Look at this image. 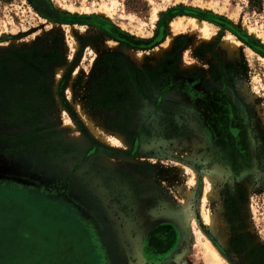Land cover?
I'll use <instances>...</instances> for the list:
<instances>
[{
  "label": "rangeland",
  "instance_id": "obj_1",
  "mask_svg": "<svg viewBox=\"0 0 264 264\" xmlns=\"http://www.w3.org/2000/svg\"><path fill=\"white\" fill-rule=\"evenodd\" d=\"M191 18L208 23L215 40L190 35ZM181 20L187 31L158 58ZM251 30L264 38V0H0V264H209L196 229L222 264L258 263L264 42ZM229 35L241 43L234 59L220 48ZM113 52L116 69L143 74L129 73L142 79L130 112L97 110L89 100L109 71L103 55ZM46 56L55 61L42 69ZM66 63L58 81L55 69ZM213 172L216 194L203 204ZM192 190L196 227L184 206ZM53 194L91 217L100 242L45 198ZM204 206L225 221L216 234Z\"/></svg>",
  "mask_w": 264,
  "mask_h": 264
},
{
  "label": "bare ground",
  "instance_id": "obj_2",
  "mask_svg": "<svg viewBox=\"0 0 264 264\" xmlns=\"http://www.w3.org/2000/svg\"><path fill=\"white\" fill-rule=\"evenodd\" d=\"M75 9L71 8V11H74ZM157 15L158 11L154 12V16H153V21L155 22L157 20ZM188 26L191 27V30L188 31L190 35H195L197 32L201 33V41H206V42H213L214 39V33L212 31V28H210V25L206 22H200L198 19L195 18H191L188 23ZM188 28V27H187ZM187 28L184 27V22L183 20H181L180 22H173L170 25V31H169V35L166 39V43L157 48L156 51V56L159 58L162 55L163 51H169L172 49V45L174 40L182 35L183 33H185L187 31ZM252 31V35H254L258 40H260L261 42H264V38L256 33H254V30ZM76 38V37H75ZM77 42V41H76ZM240 42H238L237 40H235V38L233 37V35H229L227 36L221 43H220V48L222 50H224L228 55L230 59H234L238 57V52H239V47H240ZM112 47L113 48H117L119 47L117 44L112 43ZM77 50V49H76ZM75 51V49L73 50ZM128 55L138 64H142L144 62V54L143 53H139V52H134V51H130L128 52ZM69 57V56H68ZM72 60V57H70L68 59V63ZM67 67V63L64 66H58L56 67V73H57V80L60 81L63 77V74L65 72V69ZM76 76V75H75ZM72 81V80H71ZM72 94V93H71ZM59 100V99H58ZM83 111V110H82ZM64 114H66V111H64ZM82 114V113H81ZM82 118L88 123V125L91 127H94L93 125V119L91 117H89V119L87 120V118L82 114ZM91 118V119H90ZM68 122V121H67ZM70 122V121H69ZM70 126L73 128H76L75 124L70 122ZM97 133V136L103 140L105 143L110 144V145H121L123 144V140L118 138L117 140H110L107 137H104L101 133ZM123 138V137H122ZM122 146V145H121ZM144 150V149H143ZM180 164V163H179ZM181 168H183L185 171L189 172L190 170L186 169L184 166L179 165ZM187 167V166H186ZM193 173V172H191ZM193 177H197L196 173H193ZM216 179V172H213L211 174H205V180L207 183V187L205 189L203 198H202V202L203 204H205L206 202L209 201V199L212 196H215L216 193H214V189H213V181ZM192 185L194 188H196V181H192ZM194 196V190L189 191L188 192V201L185 203V209H186V220L189 221V224L193 227L197 226L196 223V217L194 215V212L191 210L190 208V202L191 199ZM205 206L203 207V213H202V217L205 223H207L210 227H211V232L212 234H216L218 233L219 229H223L224 226H226L224 219L222 218L221 214L218 212L217 218H215L214 216H212V213L208 210H204ZM220 208V207H219ZM223 211V209H222ZM189 225V226H190ZM190 228V227H189ZM194 229V228H193ZM222 231V230H221ZM196 234L197 236H199L200 238H205V242L202 244V246H204V251H205V256L207 258V261L209 264H222V259H221V255L218 253V251L215 249V247L212 245V243L210 242V240L206 239V237L203 235V233L201 232V230L196 229ZM223 240V239H222ZM197 242V241H196ZM222 243V242H221ZM203 254V255H204Z\"/></svg>",
  "mask_w": 264,
  "mask_h": 264
},
{
  "label": "trees",
  "instance_id": "obj_3",
  "mask_svg": "<svg viewBox=\"0 0 264 264\" xmlns=\"http://www.w3.org/2000/svg\"><path fill=\"white\" fill-rule=\"evenodd\" d=\"M25 54H27L26 51L16 54H3L1 59L6 63L7 60H12ZM119 58L120 54L118 52L103 55L109 71L97 81L89 98L92 107L97 110H126L130 112L138 107L139 96L142 95V92H139L138 87L134 86V84H137L142 79L134 82L129 73H137L139 76L143 74L134 68L128 71L125 65L121 69H116L115 66L121 62ZM54 61L50 56L40 58V62L43 65L42 69L49 68ZM126 64L131 66L129 63ZM262 253V257L257 259L258 263L256 264H264V252Z\"/></svg>",
  "mask_w": 264,
  "mask_h": 264
},
{
  "label": "flooded vegetation",
  "instance_id": "obj_4",
  "mask_svg": "<svg viewBox=\"0 0 264 264\" xmlns=\"http://www.w3.org/2000/svg\"><path fill=\"white\" fill-rule=\"evenodd\" d=\"M232 134H234V137L237 138V134L233 133V130L231 131ZM50 195V194H49ZM48 201L53 202L54 204H59L60 206H62L64 209H66V213L68 212L70 217H73L74 219H76L78 221H80L84 227V229H86L88 231V234L90 235V237L93 239V241L95 242H100V237L98 235V229L96 228V224L93 222V220L91 219V217H89V215L86 213L84 214L83 210L80 208V206L76 205L74 202L70 201L69 199L65 198V196H59L53 194V196H47L45 195ZM92 233H94L92 235ZM98 237V238H97Z\"/></svg>",
  "mask_w": 264,
  "mask_h": 264
}]
</instances>
